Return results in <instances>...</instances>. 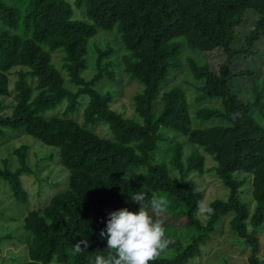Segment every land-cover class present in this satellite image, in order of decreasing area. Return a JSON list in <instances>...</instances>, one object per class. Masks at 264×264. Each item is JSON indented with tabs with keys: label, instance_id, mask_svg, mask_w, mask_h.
I'll return each mask as SVG.
<instances>
[{
	"label": "trees",
	"instance_id": "1",
	"mask_svg": "<svg viewBox=\"0 0 264 264\" xmlns=\"http://www.w3.org/2000/svg\"><path fill=\"white\" fill-rule=\"evenodd\" d=\"M74 3L88 20L75 18L68 0H0V145L28 134L54 147L69 171L65 186L24 216L27 234L16 240L24 243L22 255L27 252L21 264H94L98 254L109 253L100 236L108 213L140 206L130 200L133 192L145 195V205L153 197L163 198L173 218H187L183 227L163 225L170 243L150 264L199 262L227 221L239 242L250 247L247 264H264V85L252 81L243 96L232 87L235 78L253 74L236 71L233 60L259 51L255 45L264 38V0ZM249 9L256 21L242 45L234 47ZM115 28L124 49L121 72L143 84L132 98V115L113 109L111 91L103 90L118 79L112 59L118 49L111 39L104 48L95 47V71L85 74L90 39L99 29ZM184 47L222 49L226 59L214 71L207 61L182 59ZM185 69L188 78L182 81L194 95L181 83L164 88L174 71ZM193 119L218 123L194 126ZM100 122L108 124L110 135L96 131ZM188 143L195 145L190 152ZM31 147L29 140L14 149V168L8 157L2 159L0 181L9 187L4 197L9 204H26L32 195L28 177L41 163L30 164ZM205 153L216 161L210 168ZM206 169L215 170L229 192L200 216L203 193L190 173L201 176ZM246 184L250 203L241 197ZM6 236L16 239L12 231Z\"/></svg>",
	"mask_w": 264,
	"mask_h": 264
},
{
	"label": "rangeland",
	"instance_id": "2",
	"mask_svg": "<svg viewBox=\"0 0 264 264\" xmlns=\"http://www.w3.org/2000/svg\"><path fill=\"white\" fill-rule=\"evenodd\" d=\"M73 5L74 17L78 19H87L83 17V7H78L75 5L74 0H68ZM257 14L251 9L247 10L244 16V20L241 25L237 28L238 36L233 44L234 47H239L242 45L246 34L249 33L252 25L256 21ZM88 20V19H87ZM117 33L116 28L114 30H104L99 29V31L90 39L89 43V52L87 58L90 57V65L88 69L85 71L87 76L90 77L95 71V57L96 46L104 48L105 42L108 39L112 40V45H114L118 50L112 55V59L114 60V70L117 71L118 79L116 82H108L110 85L105 84L103 86V90H110L113 95V100L111 101V106L113 109L117 111H126L128 115H132L134 112L133 105V96L135 93L140 91L143 87V84L136 79L130 76H127L121 72V63L120 56L124 52L123 48H120L121 43H119V39L116 36ZM256 48H258V52L255 54H247V55H237L233 60V68L236 71L239 70H252L253 74H247L244 76H239L233 81V91L238 93L240 96L244 95L245 86L251 85L252 81H255L259 84V87L264 85V38L260 39L256 43ZM59 53L63 54V51H59ZM54 54L55 63L62 68L61 63L63 61L60 54ZM192 56L196 58L200 63L208 62L210 67L214 71H218L220 65L225 61L226 55L222 49H216L208 52H200L193 51L188 48H183L182 59L185 57ZM63 69V68H62ZM16 68L13 69L11 74V86L13 87L14 82L16 80L15 72ZM183 76L188 78L187 70L183 71H174L171 76L167 78L168 84L165 85L164 88H169L176 84H182L187 88L189 95H194L195 92L193 87L186 83V81H182ZM192 81L193 79L190 78ZM194 81V80H193ZM101 85V84H99ZM98 85V86H99ZM100 87V86H99ZM264 88V86L262 87ZM247 91L245 92V94ZM78 116V115H76ZM101 124L96 126V131L100 134L104 135L109 132L108 124L100 122ZM213 123H218L217 120H204L201 121L199 119H193L192 124L194 126L200 125H210ZM264 124V119L262 120ZM106 126L108 129H106ZM32 144L31 147V156H30V164L34 165L38 162L41 163V166L38 167L36 173L34 175H30L28 177V189L32 194L29 201L24 203H14L9 204L4 201V197L9 194V187L7 184H4L0 181V264H21L22 260L27 259V252L23 254V245L24 243H19L16 241L18 236L25 239L27 232L23 227L24 216L28 213L31 208H38L41 206V202H43L48 195L52 192H56L57 190L63 188L65 186L64 177L69 175V171L62 165L60 162L59 155L56 152V149L50 145L43 143L41 140H37L34 137L28 134H22L19 137L13 138L9 140L7 143L0 145V166L2 164V159L8 157L11 161V166L14 168L18 165L17 157L14 153V149L18 147L25 141H29ZM35 143H33V142ZM190 146H186V152H190L195 145L188 143ZM40 146H43L44 149H41ZM202 151V150H201ZM52 154L48 159L42 160L45 156ZM44 155V156H43ZM206 155V166L210 168L216 161L207 153ZM37 178V181L35 180ZM66 177V178H67ZM25 178V177H24ZM190 178L196 183L197 188L202 191L203 199L201 206L199 207L198 214L201 216L203 214L202 209L210 205L214 199H225L228 195V188L225 186L224 182L218 177L215 170L206 169L205 174L199 176L198 172L190 173ZM25 180V179H24ZM249 188V184H246L243 187V190ZM251 189V186H250ZM250 189L246 190L245 193L242 194V199L245 202H249L248 197H251ZM40 191H45L43 194L39 195ZM52 193V194H53ZM42 196V197H39ZM255 203V201H253ZM255 205V204H254ZM140 206L136 205L131 210L138 211ZM156 219L159 222H162L163 225H176L179 227H183L187 218H173L167 211H162L156 214ZM222 232L219 233V239H214L212 244H208L205 247L204 255L200 258L199 262L195 264H247L248 258L250 254V247L245 246L244 243L239 242V238L236 234L232 233L229 229L228 221L222 225ZM178 230L184 232V228H179ZM13 232V235L16 239L7 237V233ZM26 233V234H25ZM16 241V242H15ZM261 242L264 244V225L261 231ZM212 245V246H211Z\"/></svg>",
	"mask_w": 264,
	"mask_h": 264
},
{
	"label": "clouds",
	"instance_id": "3",
	"mask_svg": "<svg viewBox=\"0 0 264 264\" xmlns=\"http://www.w3.org/2000/svg\"><path fill=\"white\" fill-rule=\"evenodd\" d=\"M129 198L140 204L139 210L122 207L108 213L100 236L106 239L109 253L98 254L94 264H150L170 243L162 222L156 219V214L165 210L166 201L153 197L145 205V195L137 192L129 194ZM80 248L78 244L76 251Z\"/></svg>",
	"mask_w": 264,
	"mask_h": 264
}]
</instances>
